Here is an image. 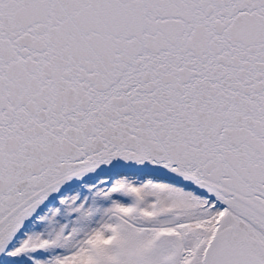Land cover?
<instances>
[{"label": "snow or ice", "instance_id": "snow-or-ice-1", "mask_svg": "<svg viewBox=\"0 0 264 264\" xmlns=\"http://www.w3.org/2000/svg\"><path fill=\"white\" fill-rule=\"evenodd\" d=\"M0 264H264V0H0Z\"/></svg>", "mask_w": 264, "mask_h": 264}]
</instances>
